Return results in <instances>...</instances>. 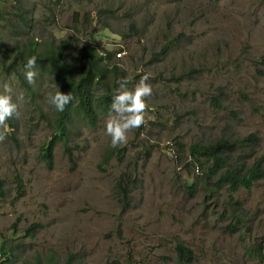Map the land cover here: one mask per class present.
<instances>
[{
	"label": "rangeland",
	"instance_id": "obj_1",
	"mask_svg": "<svg viewBox=\"0 0 264 264\" xmlns=\"http://www.w3.org/2000/svg\"><path fill=\"white\" fill-rule=\"evenodd\" d=\"M34 1L41 41L106 50L129 89L147 75L152 94L145 123L116 148L105 133L108 116L95 126L75 118L51 169L40 149L53 132L48 98L57 86L47 77L29 93L0 70V92L9 84L18 105L0 142V244H26L18 264L38 254L62 264L70 256L78 264H179L180 242L198 264H264V179L235 200L227 190V208L214 211L204 192L188 194L194 175L179 147L257 132L264 153V0ZM7 40L21 39L10 32ZM123 177L135 181L128 200L118 187ZM34 224L45 227L23 239Z\"/></svg>",
	"mask_w": 264,
	"mask_h": 264
},
{
	"label": "trees",
	"instance_id": "obj_2",
	"mask_svg": "<svg viewBox=\"0 0 264 264\" xmlns=\"http://www.w3.org/2000/svg\"><path fill=\"white\" fill-rule=\"evenodd\" d=\"M37 6L34 0H14L12 6L8 7L7 0H0V70L6 75H15L22 87L31 93L34 89L25 79V64L28 58L36 57L35 83L51 77V82L57 86L56 91L71 93L73 96L63 112L54 108L53 132L40 149L41 158L52 169L56 145L59 142L68 144L75 118L95 126L101 117L109 115L113 96L119 88L121 69L112 62V54L106 50L101 52L91 45L76 48L69 38L58 44L41 41L35 35L39 22ZM129 30L130 34H135V24H130ZM10 32L21 39L20 45L8 42ZM169 48L167 46L156 54L158 62L169 54ZM214 104L224 107L219 98L214 99ZM260 139L259 133L254 132L243 137L226 135L212 141H200L189 147L179 143V147L188 156L186 169L194 175V178L186 182L188 194L195 197L202 191L206 201L215 203L214 211L226 209L227 198L223 197L227 190L231 192L228 200H235V194L240 189H252L264 179V153L258 152ZM68 151L71 160H74L72 151L69 148ZM129 179L123 177L118 183L120 193L126 200L130 196L129 190L135 187V181ZM3 189L4 183L0 180L1 193ZM233 203L238 204L237 209H242L240 201ZM44 227L43 224L32 225L24 232L23 239L35 238ZM15 241L14 238L0 244V264H18L23 260L27 251L26 244L22 241L17 245ZM176 252L179 264H198L194 251L185 243H178ZM28 264L62 263L54 256L38 254ZM65 264L78 262L75 256H70Z\"/></svg>",
	"mask_w": 264,
	"mask_h": 264
},
{
	"label": "clouds",
	"instance_id": "obj_3",
	"mask_svg": "<svg viewBox=\"0 0 264 264\" xmlns=\"http://www.w3.org/2000/svg\"><path fill=\"white\" fill-rule=\"evenodd\" d=\"M36 76V57L28 58L25 64V79L29 84H34ZM148 79L149 77L144 75L134 89L127 87L129 83L127 79L118 81L119 88L113 96L105 123V133L111 137V147L126 144L128 133L145 123V112L148 108L145 98L152 94V86L147 83ZM12 91L11 86L5 83L3 91L0 92V128L5 129L4 133H0V142L6 138V130L9 127L7 121L18 115V105L12 100ZM48 99L56 111L63 112L73 100V96L71 93L65 94L57 90L54 94H49Z\"/></svg>",
	"mask_w": 264,
	"mask_h": 264
}]
</instances>
